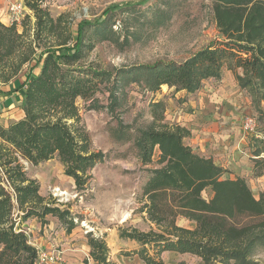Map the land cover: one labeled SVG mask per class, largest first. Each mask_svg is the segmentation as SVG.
Here are the masks:
<instances>
[{
    "label": "trees",
    "instance_id": "1",
    "mask_svg": "<svg viewBox=\"0 0 264 264\" xmlns=\"http://www.w3.org/2000/svg\"><path fill=\"white\" fill-rule=\"evenodd\" d=\"M210 1L219 38L181 62L159 60L116 71L126 82L143 79L153 92L168 86L193 94L228 70L258 107L264 100V0ZM43 2L24 0L30 13L20 23L0 20V93L20 91L23 111L8 127L0 124V264H40V251L23 227L29 219L46 224L48 217H56L67 232L77 227L78 217L41 194L24 162L56 159L76 191L83 192L104 158L93 149L79 101L93 100L111 79L112 72L89 61L94 38L108 35V18L82 20L74 34L69 14L54 17ZM25 67L24 82L9 89ZM150 106L153 120L136 144L145 166L158 153L139 207L152 226L148 231L118 226L121 239L139 244L123 254L137 255L143 264H166L162 255L167 251L196 256L201 264H264L255 258L264 244V193L257 199L244 178L223 179L222 167L185 143L190 130L166 120L165 102ZM255 145L254 172L260 176L264 138ZM207 188L213 192L210 199L203 196ZM179 217L194 221L195 228L179 226ZM106 237L87 234L89 257L97 264H114Z\"/></svg>",
    "mask_w": 264,
    "mask_h": 264
},
{
    "label": "rangeland",
    "instance_id": "2",
    "mask_svg": "<svg viewBox=\"0 0 264 264\" xmlns=\"http://www.w3.org/2000/svg\"><path fill=\"white\" fill-rule=\"evenodd\" d=\"M15 3L25 5L24 2ZM43 5L48 7L54 17L62 13L69 14L74 34L77 33L78 24L82 20L94 22L106 14L108 30L104 34L108 35L104 37L102 34V37L94 38L96 46L90 53L89 61L112 72V76L101 85L100 91L93 100L79 101L85 126L92 138L93 149L104 155L102 161L92 169L93 177L87 189L77 192L74 183H67L64 170L56 159L39 165L24 162L27 173L39 181L43 196L55 199L61 208H70L72 215L78 217L77 227L84 235L88 234L87 230L93 231L96 228L108 230L114 225L136 226L140 230L148 231L152 226L151 222L142 216L138 207L141 206L142 188L150 175L149 171L157 166L158 153L153 164L143 165L136 141L140 132L151 123L150 104L153 101L165 100L167 112L170 105L182 103L186 97H182L180 91L177 92L174 88L170 89L166 86L160 91L153 92L149 90L143 79H140V82H126L123 74L116 70L151 65L159 60L181 62L208 46L211 41L220 37L213 16L212 2L210 0H44ZM26 12L30 13L28 8ZM92 32L93 28L90 34ZM27 71L28 67H25L9 89L13 90L23 83ZM217 83L209 80L203 88L213 84L215 90ZM206 95L208 96V93ZM115 99L117 105L114 103ZM89 106L93 109H89ZM251 109L253 112L250 113H254L258 118L257 133L246 134L242 130L248 137L247 154L253 159L256 139L264 138V107L258 108L252 104ZM17 117L16 110L0 104L2 126L8 127ZM240 117L241 122L242 114ZM262 156L264 157V154ZM261 178L256 176L254 171L245 177L257 198L264 190V180ZM57 187L62 191L60 197L54 195ZM66 192L69 194H65ZM212 195L211 188L203 192L206 199H210ZM102 196L104 199L100 202L103 207L106 198L110 196L117 198L119 209L113 218L94 211L90 206ZM124 198L130 201V205L120 206ZM86 210L93 211L91 217H86L87 215L83 213ZM125 213L130 215L123 221L121 218ZM48 218L49 225L53 222L57 223L52 217ZM35 220L31 219L25 224L26 227L27 224L33 226ZM177 224L189 229L195 228V225H190L189 221L183 222L182 219H178ZM89 227L91 229H88ZM28 228L30 229L29 226ZM55 231L59 232V227L55 226ZM38 234H43V231H38L36 235L39 236ZM30 238L32 240V237ZM61 251V244L53 248L41 249L40 264H71V261L76 263L75 260L63 258ZM177 257L184 259L188 264H201V259L196 256L185 254ZM255 258L264 263V244L258 246ZM164 261L166 264L175 262L171 257H166Z\"/></svg>",
    "mask_w": 264,
    "mask_h": 264
},
{
    "label": "crops",
    "instance_id": "3",
    "mask_svg": "<svg viewBox=\"0 0 264 264\" xmlns=\"http://www.w3.org/2000/svg\"><path fill=\"white\" fill-rule=\"evenodd\" d=\"M15 2H24V0H0V20L3 23L10 24L8 8ZM241 72L242 71L240 70L239 73ZM35 73L37 72L35 71ZM225 76L227 77L225 78ZM209 80L218 82L217 89L214 90L212 87L213 84L203 88V85ZM203 85L199 91L193 94H190L185 90L180 91L181 96L186 97V99L183 100L182 103H173L170 105L167 112H165V118L169 122L178 123L190 130L191 135L185 139V143L191 146L194 152L198 155L212 158L217 165L222 167L225 170L222 177L223 179H245V177L250 173L252 174L254 171L255 156L251 159L247 154L246 140L248 137L243 132L242 121L240 122L239 119H241V114L244 116L246 113L253 112L251 109L252 104H254L253 97L239 86L235 75L228 70L223 73L220 79H208L204 81ZM206 93H208V96ZM21 101L22 95L20 91H14L11 94L0 93V104H5L9 109L16 110L18 115L16 120L23 116V111L19 107ZM159 101L163 100H155L153 102ZM259 107H264V100L261 101L258 108ZM152 120L153 117L151 115V122ZM60 165L64 170L63 165ZM260 176L262 177L261 179L264 180V174ZM64 178L67 183H74V180L71 177L64 175ZM262 193H264V190L259 193V197ZM254 196L257 198L255 194ZM103 199V196L99 197L97 201L90 206L93 207L94 211H99L108 218H113L117 213V209H119L117 198L111 196L106 198L107 201L105 202L104 207L101 206L100 202ZM121 201L120 206L130 205V201L125 198ZM131 210L133 212L135 211L134 209ZM83 213L87 215L86 217H91L90 215L93 214V211L86 210L83 211ZM141 214L143 217L145 216L143 213ZM34 219L36 218H33V220ZM52 219H55L57 223L53 222L49 225L47 222L46 224H42L36 219L33 226L27 224L26 227L25 224L31 220L29 219L23 225L25 230L30 231V233L27 231L26 233L29 237H32V242L38 250L53 248L54 246L61 244L63 258L76 261V263H72L71 261V264H97L89 257L90 246L87 235L82 234V230L78 229V227H75L71 232H67L66 228L61 224L58 218L52 217ZM178 219H182L183 222L189 221L191 223L190 225L193 224L196 226L194 221L188 220L184 217H179ZM55 226L57 228L59 227V232L55 231ZM31 227H34V229ZM38 231H43V234H38L39 236H37L36 234ZM93 232L95 236L103 234L107 235L106 240L110 247L111 260L114 264H143V261L137 255L125 256L123 254L124 251L136 249L139 244L134 240L121 239L118 233V225L109 227L108 230L104 228H96ZM177 255L182 256L185 254L167 251L163 253L162 257L163 260L166 259V257H171L173 261L177 259L171 264H178L180 261H185L180 257L178 259Z\"/></svg>",
    "mask_w": 264,
    "mask_h": 264
},
{
    "label": "built area",
    "instance_id": "4",
    "mask_svg": "<svg viewBox=\"0 0 264 264\" xmlns=\"http://www.w3.org/2000/svg\"><path fill=\"white\" fill-rule=\"evenodd\" d=\"M8 11H9V16H10V22L16 21L20 23L24 15L27 13L26 12L27 7L23 5V3H14L9 6ZM242 129L244 130L246 134H256L257 133L258 118L254 113L244 114L243 120H242ZM54 195L62 196V191L60 190V188L58 187L55 188ZM88 229H91V228L89 227ZM90 231H92V229L89 231L87 230L86 232L88 233ZM54 257L57 258V256H54ZM54 257H52V259H54ZM40 259H41V255H40Z\"/></svg>",
    "mask_w": 264,
    "mask_h": 264
},
{
    "label": "bare ground",
    "instance_id": "5",
    "mask_svg": "<svg viewBox=\"0 0 264 264\" xmlns=\"http://www.w3.org/2000/svg\"><path fill=\"white\" fill-rule=\"evenodd\" d=\"M61 164V163H60ZM62 167V166H61ZM65 194H69L68 192H66ZM67 197V196H66ZM130 213H125L124 216H123V221L124 220H127L128 217H129Z\"/></svg>",
    "mask_w": 264,
    "mask_h": 264
}]
</instances>
